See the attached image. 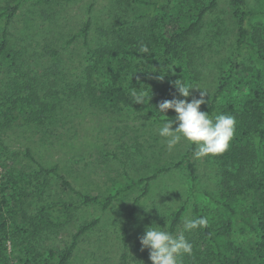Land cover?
Masks as SVG:
<instances>
[{"label":"rangeland","instance_id":"374dc122","mask_svg":"<svg viewBox=\"0 0 264 264\" xmlns=\"http://www.w3.org/2000/svg\"><path fill=\"white\" fill-rule=\"evenodd\" d=\"M179 1L165 2L169 14L179 10ZM203 1L208 5L212 0ZM230 1L218 0L217 6L207 13L193 38L199 77L192 86L198 89H192V96L186 99L199 98L200 93L205 91L206 103L201 105V110L205 112L210 107L221 70L234 50L236 25ZM248 1L255 6L264 5L263 0ZM17 5L18 10L11 19L7 17L10 11L0 18V36L5 29L8 30L10 48L22 51L19 59L26 70L28 67L33 70L34 75L36 72L43 74L58 62V58L50 53L51 48L58 50L62 73L58 76L50 73L49 77L51 82L59 85L70 83L81 75L80 71L87 61V50L105 43L109 29L123 27L127 22L141 23L140 14L147 12L151 16L153 12L152 4L146 7L135 2L127 3L126 0H0V14ZM150 16H147V21ZM218 17L225 20L223 25L215 23ZM89 19L90 46L87 47L82 30ZM127 70L120 73L118 81L134 79L136 84L141 85L139 72ZM148 72L151 73V81L146 89L143 85L141 88L148 93L156 92L163 80L159 79L162 76L161 66ZM101 81L102 77L99 83ZM239 92L238 86L237 89L235 86L231 95L238 96ZM179 98L185 99L180 95ZM72 101V118L66 120L67 124L63 122V126H52L53 133L39 135L41 131L37 129L20 126L0 131V145L6 147L5 152L11 156L6 158L0 150L1 182L9 183L10 198L18 195L22 188L29 193L26 198L22 197L23 204L10 200L9 210H15L11 224L14 225L13 233L17 234L8 250L11 255L24 260L26 256L30 259L34 256V253L28 254L31 251L26 248L25 239L34 230L30 218H38L42 208H45L44 214L52 217L51 227L56 233L49 231L45 225L38 227L34 243L39 255L35 264L51 260L50 249L62 250L71 246L84 226H89V229L76 240L68 264H123L125 228L128 264H146V251L147 263L152 264L149 250H142L140 242L146 226L155 223L170 232L174 214L182 211L176 233L179 235L184 229V221L196 218V206L211 208L207 214L213 231L224 233L222 229L226 220L232 219L222 206L210 198L218 193L221 179L220 166L211 155L193 158L196 167L194 183L186 164L178 165L185 158L191 143L181 139L169 150L166 138L158 135L161 122L156 121L144 105H113L107 110ZM177 126L174 124L173 128ZM36 160L46 168L60 166L61 172L84 194H117L119 188L131 182L128 175L136 180L142 177L150 180L122 191L113 205L104 209L100 204L85 203L82 196L64 189L52 175H38ZM159 169L163 171L156 173ZM20 173H25L26 182L21 181L24 174ZM9 176L15 177L18 184L10 183ZM258 198V194L239 198L236 208L240 217L224 236V255L240 264H263L256 251ZM65 204L70 205L69 208H65ZM145 206L150 210H146ZM47 207H51L53 213ZM212 246L202 244L200 250L203 255L211 250L216 255ZM52 262L58 264V260ZM214 264H220L219 260Z\"/></svg>","mask_w":264,"mask_h":264},{"label":"trees","instance_id":"16d2710c","mask_svg":"<svg viewBox=\"0 0 264 264\" xmlns=\"http://www.w3.org/2000/svg\"><path fill=\"white\" fill-rule=\"evenodd\" d=\"M126 1L127 3H139L146 7L147 4H152V15L144 12L139 15L143 20L141 23L127 22L123 27L109 29L106 33L108 40L105 43L87 50V61L80 71L82 76L73 79L70 83L65 82L64 85L51 82L49 77L50 73L56 76L62 73L58 50L51 48L50 51L52 56L58 58L56 60L58 62L54 63L52 68H47L43 74L36 72L34 75L30 67L26 70L21 63L18 55L22 54V51L10 48L8 30L3 31L0 36V131L20 126L30 130L37 129L41 131L39 135L43 132L53 133L52 126L55 125V128H58L64 123L67 124L68 118H72L70 113L74 111L71 108L74 107L72 100L85 103L89 107L107 110L113 105L139 107L144 105L158 122H162V119H174L175 110L169 109L168 116L162 117V114L156 111V106L163 100L179 98L180 94L175 87V81L181 80L192 85L198 80L199 71L195 67L193 38L198 33L207 13L217 6L218 0H212L208 5L203 0H180L179 10L175 11V14H169V7L165 6L166 1L172 2L173 0ZM230 5L231 15L236 25L234 50L221 70L208 115L214 117L217 114H227L234 116L236 121L235 133L229 148L222 154L211 155L220 166L221 179L218 193H214L215 195L210 198L222 206L226 215L232 220H226L225 227L222 229L224 233L220 230L214 232L212 221L207 214L211 208L196 206L195 217L207 218L208 224L206 227L194 229L197 232L184 231V229L181 231L193 245L192 255H183L181 264H214L217 260L220 264L229 262L240 264L237 260L234 261L225 256L222 248L226 246L224 236L229 232L235 220L240 217L236 208L239 198L250 194L259 196V206L256 209L255 229L258 232L256 251L260 254V259L264 264V5L255 6L248 0H231ZM18 7V5L10 9L8 7L0 14V18L10 11L7 17L11 19ZM147 16H150L148 21ZM215 23L223 25L225 20L218 17ZM90 25L89 19L82 30L87 47L90 46L88 39ZM143 46H147V53L141 52ZM160 66L163 80L159 83L156 92L148 93L152 94L151 100L145 103H134L130 90L140 91L142 85L146 89L151 81V73L148 71ZM127 69L133 70L134 73L139 72L141 85L136 84L134 79L128 82L118 81L120 73H126ZM100 77L102 81L99 83ZM235 86L236 89L238 86L241 91L238 96L231 95V90ZM246 86L247 90H245ZM0 150L6 158H11L5 152L6 147L0 145ZM194 150L195 145L191 144L185 158L178 162V165L185 163L194 179L193 182L196 183ZM27 154L31 156L30 152ZM113 156L118 157L117 154ZM120 161L124 163L123 160ZM36 164L39 167L38 175H52L62 183L64 189L82 196L85 203L100 204L104 209L110 208L114 199L122 191L150 180V178L143 177L136 180L128 175V180L132 183L119 188L117 194L91 195L77 190L67 176L61 172L60 166L46 168L42 162L37 160ZM162 171L163 169H159L156 173ZM19 175H23L21 178L23 180H20L26 182L25 173ZM14 179L15 177L10 178L9 176L10 183L18 184ZM8 184H2L0 179V264H35L39 255L34 243L38 227L45 225V228L49 227V231L56 233V230L51 227L52 217L44 214L45 208H42L38 218H30L34 230L25 239V246L31 251L29 255L34 253L32 259L30 256H26L24 260L17 255H11L8 250L13 245L17 234L13 233L14 225L11 224L15 210H9L10 200L23 204L22 197L26 198L29 193L22 188L21 192L15 195L17 198L15 196L10 198ZM148 189L147 185L146 190ZM69 206L65 204V208ZM47 208L53 213L51 207ZM181 215L182 211L175 213L171 221L170 233L174 236L178 232ZM87 229L89 226L80 229L75 242L68 248L50 249L51 260L38 261L37 264H53L52 261L56 260L58 264H68L76 247V240ZM126 239L127 228L123 230L124 252L121 256L123 264H128L129 257ZM202 244L207 247L213 245L212 248L216 251V255L212 250L207 255H203L200 250ZM147 255L146 251L144 253L146 264H148Z\"/></svg>","mask_w":264,"mask_h":264},{"label":"clouds","instance_id":"9594fccd","mask_svg":"<svg viewBox=\"0 0 264 264\" xmlns=\"http://www.w3.org/2000/svg\"><path fill=\"white\" fill-rule=\"evenodd\" d=\"M141 52L147 53V46L141 48ZM159 79H163L160 76ZM175 87L181 98H173L161 101L156 106V111L167 117L169 109L175 110L176 116L172 120H164L158 127V135L166 138L167 147L172 150L181 139L195 145L194 157L202 158L208 155L222 154L229 148L230 141L235 133V117L227 114H217L213 117L208 112L201 110V105L206 103L207 93L202 91L199 98L192 96V89H198L186 82L177 80ZM130 96L134 103L149 102L152 94L146 90H130ZM174 124H178L173 128ZM146 210H150L145 206ZM208 220L205 217L186 219L183 223L184 231H191L198 227H206ZM151 224L146 226L145 233L140 237L142 250H149V259L152 264H181V257L185 254L191 256L193 245L181 233L173 235L169 231Z\"/></svg>","mask_w":264,"mask_h":264}]
</instances>
